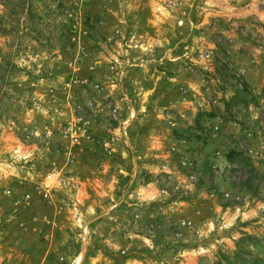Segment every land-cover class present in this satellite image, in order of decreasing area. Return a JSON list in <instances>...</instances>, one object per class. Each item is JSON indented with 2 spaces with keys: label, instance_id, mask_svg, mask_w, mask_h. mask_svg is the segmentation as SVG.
<instances>
[{
  "label": "rangeland",
  "instance_id": "rangeland-1",
  "mask_svg": "<svg viewBox=\"0 0 264 264\" xmlns=\"http://www.w3.org/2000/svg\"><path fill=\"white\" fill-rule=\"evenodd\" d=\"M0 264H264V0H0Z\"/></svg>",
  "mask_w": 264,
  "mask_h": 264
},
{
  "label": "crops",
  "instance_id": "crops-1",
  "mask_svg": "<svg viewBox=\"0 0 264 264\" xmlns=\"http://www.w3.org/2000/svg\"><path fill=\"white\" fill-rule=\"evenodd\" d=\"M246 81H247V83H252V82H250L249 80H248V78H246ZM253 85H257V82H255L254 81V84ZM136 95V97L138 98V99H140V101H142L143 103L146 101V103H145V105L146 104H151L157 97H159V96H162V97H164V96H169V94H135ZM168 98V97H167ZM166 98V99H167ZM172 98V97H171ZM177 102V101H176ZM142 103V104H143ZM146 106H144V107H142V108H145ZM247 112V111H246ZM250 123V122H249ZM254 123H256V122H254ZM248 126H247V128H248V130H250V131H252V127H251V124H247ZM143 129H145V127H143ZM247 130V129H246ZM242 133H245V132H242ZM142 134L145 136L147 133L146 132H144V130H142ZM237 136V134H235L233 137H232V139H234L235 137ZM159 138V137H158ZM235 142L234 143H236V144H238V143H241L240 142V140H234ZM245 141H251L252 142V140H251V137H246V139H245ZM250 149V151L251 152H253V148H249ZM247 151V150H246ZM251 155V154H250Z\"/></svg>",
  "mask_w": 264,
  "mask_h": 264
},
{
  "label": "built area",
  "instance_id": "built-area-1",
  "mask_svg": "<svg viewBox=\"0 0 264 264\" xmlns=\"http://www.w3.org/2000/svg\"><path fill=\"white\" fill-rule=\"evenodd\" d=\"M206 55H208V54H206ZM184 164H185V162H184Z\"/></svg>",
  "mask_w": 264,
  "mask_h": 264
}]
</instances>
